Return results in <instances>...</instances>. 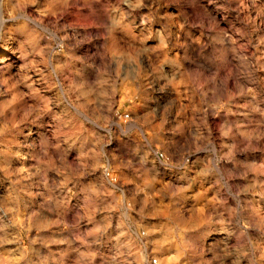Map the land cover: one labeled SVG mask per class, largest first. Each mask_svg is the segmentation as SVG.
Masks as SVG:
<instances>
[{
  "label": "rangeland",
  "instance_id": "obj_1",
  "mask_svg": "<svg viewBox=\"0 0 264 264\" xmlns=\"http://www.w3.org/2000/svg\"><path fill=\"white\" fill-rule=\"evenodd\" d=\"M135 2L6 0L0 264H264V0Z\"/></svg>",
  "mask_w": 264,
  "mask_h": 264
},
{
  "label": "built area",
  "instance_id": "obj_2",
  "mask_svg": "<svg viewBox=\"0 0 264 264\" xmlns=\"http://www.w3.org/2000/svg\"><path fill=\"white\" fill-rule=\"evenodd\" d=\"M155 157H156L157 160H159L161 162H165V158L163 157V154L162 153L156 152L155 153ZM101 171H102V176L106 180H108L109 182L114 183V184L116 183L115 176L112 173V171L109 170L108 167H103ZM149 263L150 264H155L156 263V260L155 259H151Z\"/></svg>",
  "mask_w": 264,
  "mask_h": 264
},
{
  "label": "clouds",
  "instance_id": "obj_3",
  "mask_svg": "<svg viewBox=\"0 0 264 264\" xmlns=\"http://www.w3.org/2000/svg\"><path fill=\"white\" fill-rule=\"evenodd\" d=\"M6 0H0V24L4 22V7ZM32 3H36V0H31ZM143 6V0H136L135 4H130V7L139 8ZM2 115V113H0ZM126 123V122H125ZM107 127V124L104 125ZM259 259H264V254H262Z\"/></svg>",
  "mask_w": 264,
  "mask_h": 264
}]
</instances>
